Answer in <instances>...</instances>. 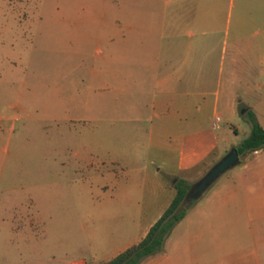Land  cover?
Listing matches in <instances>:
<instances>
[{
    "label": "rangeland",
    "instance_id": "374dc122",
    "mask_svg": "<svg viewBox=\"0 0 264 264\" xmlns=\"http://www.w3.org/2000/svg\"><path fill=\"white\" fill-rule=\"evenodd\" d=\"M240 1L246 3L238 22ZM248 4L254 3L234 0L226 10L228 41L234 30L252 28ZM118 16V0H0V264H99L142 237L178 177L192 182L212 157L247 135L251 105L264 126V71L259 77L252 66L231 64L228 48L224 57L216 52L215 70L222 60L217 102L207 92L204 102L185 105L182 97L151 95L148 81L123 79ZM233 67L248 79L227 81ZM228 84L242 94L235 105L224 95ZM155 100L167 119L153 110ZM198 125L217 134L219 146L196 167L168 174L176 136ZM241 165L193 201L162 246L139 264H171L199 232L211 233L204 219L217 216L225 235L227 219L260 215L243 209L238 196L229 205L209 201L213 188ZM246 227L237 226L242 233Z\"/></svg>",
    "mask_w": 264,
    "mask_h": 264
},
{
    "label": "crops",
    "instance_id": "0c3cea01",
    "mask_svg": "<svg viewBox=\"0 0 264 264\" xmlns=\"http://www.w3.org/2000/svg\"><path fill=\"white\" fill-rule=\"evenodd\" d=\"M252 1L255 5L248 4L245 11L252 28L245 34L243 29L234 30L228 41L229 32L222 24L234 0H118V17L122 22L118 73L125 80L132 77L135 81L150 82L144 87L155 92H150L155 97L166 95L172 100L182 97V104L189 105L194 104L195 99L200 102L202 98L204 102L208 92L215 93L217 102L222 78V60L220 68L215 70L218 49L224 57L228 48L230 63L243 70L252 66L258 70L259 77L264 71V0ZM244 2L237 4L238 22L243 17ZM237 73L238 67H233L227 81L248 79V75L238 76ZM209 84L216 89H207ZM224 95L230 105H235L242 96L237 84L226 85ZM158 104V100L153 102V110L161 114L163 121L167 116ZM176 138V158L168 174L199 163L219 146V136L199 125ZM261 151L264 146L247 152L239 161L241 167L232 170L209 196V201L220 200L223 205H229L238 196L243 209L257 208L260 215L227 219L230 232L225 235L220 232L222 221L217 216L204 219L203 225L211 233L199 232L191 248L173 255L171 264H264V154H260ZM240 190L242 194H238ZM254 196L260 199H253ZM240 224L247 225V232L238 231ZM226 239L229 244L223 247ZM247 240L250 243L243 244Z\"/></svg>",
    "mask_w": 264,
    "mask_h": 264
},
{
    "label": "trees",
    "instance_id": "16d2710c",
    "mask_svg": "<svg viewBox=\"0 0 264 264\" xmlns=\"http://www.w3.org/2000/svg\"><path fill=\"white\" fill-rule=\"evenodd\" d=\"M246 119L250 122L249 132L235 144L239 155L264 146V126L258 121L252 108L247 110ZM213 149L199 163L211 156L214 153ZM211 161H215L214 157L211 158ZM199 163L185 170L194 168ZM189 184L190 182L186 178L178 177L174 182L172 198L160 215L150 224L144 235L138 241L129 244L112 257L101 260L99 264H139L145 257L159 249L163 244L165 236L186 213V208L180 206V203Z\"/></svg>",
    "mask_w": 264,
    "mask_h": 264
},
{
    "label": "water",
    "instance_id": "95a60500",
    "mask_svg": "<svg viewBox=\"0 0 264 264\" xmlns=\"http://www.w3.org/2000/svg\"><path fill=\"white\" fill-rule=\"evenodd\" d=\"M244 110L245 108H242L241 112ZM239 161L240 157L236 145L232 144L199 177L190 182L180 206L187 209L189 205L193 201L199 199L225 171L234 167Z\"/></svg>",
    "mask_w": 264,
    "mask_h": 264
},
{
    "label": "built area",
    "instance_id": "2783aa9c",
    "mask_svg": "<svg viewBox=\"0 0 264 264\" xmlns=\"http://www.w3.org/2000/svg\"><path fill=\"white\" fill-rule=\"evenodd\" d=\"M216 119H217V120L219 119V116H218V115L216 116Z\"/></svg>",
    "mask_w": 264,
    "mask_h": 264
}]
</instances>
